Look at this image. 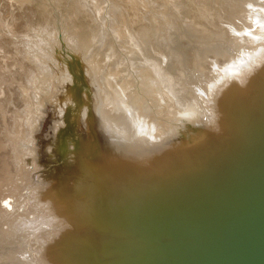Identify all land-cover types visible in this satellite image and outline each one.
I'll return each mask as SVG.
<instances>
[{
  "label": "bare ground",
  "instance_id": "bare-ground-1",
  "mask_svg": "<svg viewBox=\"0 0 264 264\" xmlns=\"http://www.w3.org/2000/svg\"><path fill=\"white\" fill-rule=\"evenodd\" d=\"M112 1L114 6L106 11L103 3L91 0L97 9L93 18L96 22L103 12L104 21L98 29L102 33L93 30V36H89L81 34L82 29L73 31L74 27L65 31L71 33L68 40L76 47L74 50L85 51L83 61L78 63L84 76L75 72L71 62L66 63L71 79L66 90L65 81L56 77V66L61 69L56 51L59 44L56 38L51 41L49 27L34 30L31 18L27 19L28 26L23 25L24 21L16 26L20 20H11L7 9L12 3L18 5L17 0H5L7 6H0V16L7 15L0 17V39L9 43L5 52L41 66L40 74L33 73L39 79H33L29 72L25 79L28 87L37 89L33 93L36 101L27 103L23 114L16 116V128L7 134L6 152L12 162H4L8 174L0 190L5 184L11 189L7 195L0 191V264H56L51 251L70 227L56 212L64 207L55 205V196L62 187L54 176L71 174L72 151L77 160L105 159V164H111L115 149L121 152L123 162L148 166L152 160L142 153L153 147L161 163V146L171 140L170 135L187 123L213 117L210 111L214 102L221 103L231 96L243 98L244 92L264 77V0H206L207 10L199 11L196 17H191L192 7L183 6V0H161V12L155 15L150 11L143 14L144 8L137 0ZM74 3L76 11L80 10L78 2ZM116 11L121 15H115ZM34 13L29 16L34 18ZM78 15L76 12L69 18ZM183 35L185 51L176 59L167 50L171 44L175 49L183 44ZM48 45L50 51H44ZM35 47L42 48L45 56L30 51ZM157 75L161 83L157 80L147 86V80ZM99 81L107 98L100 96L97 103L93 96ZM61 87L65 94H55L54 89L60 91ZM132 87L138 92L136 98L128 94ZM11 98L13 101V94L7 90V102ZM12 104L19 110L18 102L17 106L14 101ZM133 106L137 112L132 117L129 110ZM80 139L83 142L75 143ZM60 166L66 168L55 172L53 167ZM48 167L53 168V178ZM51 185H56V192L47 194Z\"/></svg>",
  "mask_w": 264,
  "mask_h": 264
},
{
  "label": "water",
  "instance_id": "water-1",
  "mask_svg": "<svg viewBox=\"0 0 264 264\" xmlns=\"http://www.w3.org/2000/svg\"><path fill=\"white\" fill-rule=\"evenodd\" d=\"M243 96L170 135L161 163L152 147L148 166L113 149L111 164L72 151L67 177L48 167L70 227L56 264H264V77Z\"/></svg>",
  "mask_w": 264,
  "mask_h": 264
},
{
  "label": "rangeland",
  "instance_id": "rangeland-1",
  "mask_svg": "<svg viewBox=\"0 0 264 264\" xmlns=\"http://www.w3.org/2000/svg\"><path fill=\"white\" fill-rule=\"evenodd\" d=\"M76 1L78 2L79 9H80L78 11H76V7L74 5L75 0H32V4L28 0H17L18 5L12 3L13 2V0H12V2H11L12 7H10V9H7V15L9 16V18L11 20L12 19L20 20L17 23H19L21 25L17 24L16 26H22L23 21L25 22L23 25L28 26L29 21L27 19L31 18V21H34V24H35L34 30L42 31V29H44V28L46 29L47 27H49L48 28V30L50 29L49 34L51 35V39H52V40L51 39L50 40L55 41V38H56L57 41H55V42H58V44H59V47L56 48L57 49L56 51H57V54H60V55H58V58H59L58 64L61 66V69L59 68L58 65L56 66V68H57L56 71H58L56 77H59L61 80L65 81V86H64L65 90L67 89L69 83L71 82L70 76L67 73L69 68H68V65L66 63L68 61L71 62V65H72L73 69L75 70V72L77 74H81V70L79 67L80 65H78V63L80 64L83 61L82 57L83 56L85 57V51H84V53H81V52L74 50V48H76V47L74 45H72L73 43L68 40L71 38V35H70L71 33L69 31L72 29V27H74L73 31H76V29H78V30L82 29L80 31L81 34L86 33L89 36H93L92 31L100 29V23L104 21L103 17H102L103 12H102V14H100L99 21L96 22V20L93 19V18H95L94 14H96L95 12L97 11V9L94 8V5L92 4L91 0H76ZM88 1L91 2V5H93L92 7L89 6L90 2H88ZM97 1L104 4V9L106 11H108L109 6H114V2L112 0H97ZM137 1L144 8V9H141V12L143 14H146L149 11L153 12L154 15L156 14V12H159V13L161 12V7H162L161 0H137ZM209 2H210V0H209ZM0 3H1L0 4L1 7L7 6L5 0H0ZM4 4H5V6H4ZM206 4H207L206 0H183V3H182L183 6H189V7L191 6L192 7L191 14H193V15L191 17H193L194 15L196 17L197 16L196 13H199V11L204 12L203 10H207L206 6H205ZM21 5H24V6L30 5L33 7L30 8V6H28L26 8V6H25V8H24L22 6V8H21L20 7ZM83 5H84V7H83ZM16 6H18V7H16ZM32 10H34V11L31 12ZM43 10H45V11H43ZM76 12L80 13L81 16L78 15V18H74L75 20L70 19L69 18L70 15H74V14H76ZM30 13L31 14L34 13V18H33V16H31V17L29 16ZM7 15L5 14V15L0 16V17L1 18H7ZM17 15H19V16H17ZM22 15L25 18L24 20L21 19L23 17ZM115 15L120 16L121 15L120 11L119 12L116 11ZM92 16H94V17H92ZM152 18H153L152 15H150V19H152ZM188 20H191V18ZM46 21H47V23H46ZM118 22L122 23V21H120V19ZM43 23L45 26L43 25ZM36 25H39V27ZM96 25H97V27H96ZM122 25H124V24H122ZM126 25L128 26V28L130 27L127 22H126ZM139 25H143V26L148 27V25L144 24V23H140ZM42 27H44V28H42ZM109 27H113L112 24H110ZM133 29H135V31L138 30V28L136 26H134ZM66 30H69V31L65 32ZM98 32L102 33L99 30H98ZM73 33H78V32H73ZM35 34L39 35V33L37 31H35ZM179 39L181 40V35H180ZM179 39L177 40V42H175L176 45L179 44L178 43ZM184 40L185 39H184V35H183V39H182L183 44H180V46L177 45L176 49L174 48L175 46L173 44H171V49L167 50V53H171V56L176 55L175 56L176 59L181 57L183 55V51H185L183 48L186 46V43H184ZM3 41L5 42V40L0 39V126H1L0 127V183L3 181V179H6V175L8 174L5 171V166H4L5 160L7 159L8 165H10L12 162L11 161V155L9 156L8 153L6 152V145L8 142L7 141V134L9 132L13 131L14 128H16V125H15L16 116L18 117V116H21L23 114V110L26 107L27 103L29 101H31V102L36 101L33 93L37 89H33L31 86L28 87V85H27L28 83L25 82L26 74L29 72L32 76L35 73L36 74L41 73L39 71V68L41 66L38 65L37 63L36 64L26 63V62L20 60L19 58H17L16 56H14L15 54L13 56H9L5 52V48L8 47L9 43L8 44L3 43ZM39 41H40V39H39ZM51 46H53V45H51ZM72 46H74V47L72 48ZM25 47L28 49L27 46H25ZM50 48L51 47H49V45H48V47H46L47 50L44 49V51H50ZM41 49L38 47H35V49L32 48V49H30V51L38 52L41 55H43V57H44L45 55L42 54L43 52L41 51ZM7 61H8V63H7ZM10 62H11V64H10ZM35 66H37V67H35ZM157 69H156V72L158 73L159 69L158 70ZM64 70H65V72H64ZM163 70H165V69H162L161 72ZM104 71H107V69H105ZM162 73H164V71ZM81 75H83V74H81ZM92 76L96 77L95 74ZM39 78L40 77L38 75L33 76V79H35V80H37ZM157 80L159 81V75H157V77L153 76V77L149 78L147 80L146 85L149 86L151 84H155V83H157ZM160 81H159V83H161ZM163 81H164V78L162 79V82ZM66 83H68V85ZM99 83H101V85H100L101 88L99 86ZM96 84H97V88L94 89L95 90L94 94L96 96L95 95L93 96L94 102H97V100L99 99L100 96H101V98L104 96H106V98H107L106 90H104L105 88L102 85L103 83L99 81ZM129 86H131V85L129 84ZM64 89H63V91H62V87L59 89L60 91H57L54 89V92H55V94L59 93V94L64 95L65 94ZM130 89L132 90V89H134V87H132ZM130 89L128 91V94L130 97L132 96L131 98H136L139 96L137 90L131 91ZM7 90L10 91L11 94H13V97H14L13 101L16 102V106H17V102H18L19 105L17 107H19V110H15V108L13 107L12 98H11L10 102H7V99H6ZM40 90L43 91V89H40ZM97 91H99L100 93ZM148 91L150 92L149 89H147V93H149ZM141 92H142V94L144 93L143 91H141ZM23 94L25 96H22ZM98 94H100V95L98 96ZM97 103H99V102H97ZM151 105L153 106L154 109L156 108L152 103L150 104V106ZM126 108L128 109V107H126ZM145 109H147V107ZM129 111L131 112L130 115L133 117V113L137 112V109H135V106H133L130 108ZM150 111H151V109H150ZM18 121H20V120H18ZM3 133H5V134H3ZM10 189H11V186L5 184L0 191L2 193H4L5 195H7L6 192H8Z\"/></svg>",
  "mask_w": 264,
  "mask_h": 264
}]
</instances>
